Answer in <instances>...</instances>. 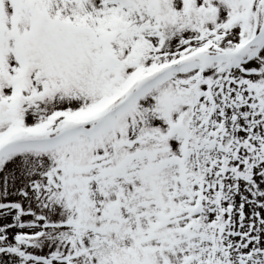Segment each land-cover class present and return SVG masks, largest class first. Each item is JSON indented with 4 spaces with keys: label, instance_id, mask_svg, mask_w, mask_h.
Here are the masks:
<instances>
[{
    "label": "snow or ice",
    "instance_id": "1",
    "mask_svg": "<svg viewBox=\"0 0 264 264\" xmlns=\"http://www.w3.org/2000/svg\"><path fill=\"white\" fill-rule=\"evenodd\" d=\"M0 264H264V0H0Z\"/></svg>",
    "mask_w": 264,
    "mask_h": 264
}]
</instances>
